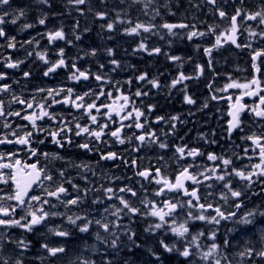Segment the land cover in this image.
Instances as JSON below:
<instances>
[{
	"label": "snow or ice",
	"instance_id": "6c2138e0",
	"mask_svg": "<svg viewBox=\"0 0 264 264\" xmlns=\"http://www.w3.org/2000/svg\"><path fill=\"white\" fill-rule=\"evenodd\" d=\"M104 2V0H102ZM125 0H121L124 3ZM37 3L51 7L50 0H37ZM69 5L76 6V10L83 14V10L79 7L88 3V0H67ZM156 0H131V4L142 5L141 11L145 16L151 15L152 19L160 15L158 7L152 8L151 13L149 8L154 5ZM203 3L212 5L213 15L219 18L221 23H212L207 25V29L201 31L195 24L189 25L186 23H168L164 22L160 25L154 23H144L137 21L134 23L132 19H123L127 14V10H119L116 14V19L112 22H107L101 25L107 31H115L116 24H127L128 27L123 29L124 34L130 36L141 37L140 42L135 51H145L149 55L160 54L161 48L154 47L149 49L147 45V36L144 34L160 35L157 29L167 30L164 35L175 37L180 35L176 29H188L186 33L189 41L194 38L212 37L213 42L211 46L205 47L204 52L211 57L213 50H219L226 44L234 45L236 48H252L251 42L238 43L239 34L241 33V26L243 25V32L247 33V38H251L254 42L264 41V0L256 7V10L249 11L244 7L245 0H239L240 7H235L232 14H229L223 7L219 6L217 0H203ZM233 5L236 0H232ZM10 4V0H0V9ZM166 6V5H165ZM199 7V5H196ZM25 15L23 10H19L18 14L8 10L0 11V39L6 41V46L9 49L15 50L17 43L23 48L26 44H34L35 38L27 41L17 42L15 36L7 34L5 28L6 24L15 25L18 20ZM97 18L101 20H108L106 12H97ZM11 17V19H9ZM47 16L44 15L39 18V25H45ZM249 21L255 23V27L248 24ZM201 23H207L201 21ZM32 24H24L21 31L32 28ZM79 27V23L75 25ZM259 29V30H257ZM87 31V29H85ZM49 44L56 41L66 40V34L61 27L55 31H48L43 34ZM164 35H160L163 39ZM258 38V40H257ZM76 40H80L81 36L76 35ZM111 39V37H109ZM71 43V41H68ZM38 48V42H35L33 51ZM33 51H28L27 55L31 56ZM109 56H114L113 49L106 50ZM37 58L44 64L48 65L43 72L45 77L54 74L60 68L67 69L69 67L64 58V49L58 50L59 59L50 61L47 58L46 51H35ZM89 55L95 56V49L91 50ZM167 55V54H166ZM261 57H264V48L253 49L251 53L252 68L255 74L250 80L244 82L233 80L228 77L229 82L221 88L213 89L212 84L208 85L210 91L227 93L230 89L242 90L239 95L233 99V95L217 96L212 95V100L229 101V110L227 111V139H233V133H239V139L242 145H234L235 148H242L243 155L240 152L233 151L232 155L224 153L217 154L215 152L204 153L200 148L189 147L188 145L174 146V161L177 165L174 175H170L167 171L169 164L163 155L157 157V161H164L159 167L153 165L151 168H143L135 171V175L141 177L149 184H155L157 187L153 191L154 197L161 199H149L147 196L139 200V205H134L127 197H137V190L128 185L124 186H107L100 184L97 186L88 187L81 186L74 183L73 178L67 175V168H55L50 166L55 161H65V157L60 155L59 151L50 152L43 151L39 146L44 145L49 141L56 146L57 149L63 150L66 147L71 148L74 144L73 135L75 137L84 136V142L76 143L75 147L87 153L94 151L100 152L97 145L108 141L104 140L105 136L112 138L113 143L124 145L126 142L132 144L133 139L136 143L132 147L133 152H140L144 148L156 146L161 150H167L169 145L166 140H161L154 131H144L147 118L144 111L137 108L134 103L130 102L127 95H121L112 100L111 104L97 105L96 100L99 97L107 95L112 97V93H105L100 85L98 92L89 90L83 94H76L72 88H40L37 92H45L46 96L42 102L34 103L35 96L32 101L22 98L12 90V85L8 83L0 84V96L4 93H9L11 99L7 102V110L4 99H0V145L8 146L15 145L16 149L7 152L0 151V264H24L23 254L31 248V241L23 237H18L12 230L19 229L24 233H34L41 226L47 229L56 237L67 238L71 232L63 229L62 226H50V221L56 218L65 219L70 225L75 226L80 233H89L91 229L95 228V239L106 248H111L118 251L120 247V235L117 229L122 227L120 221L124 216L129 218L133 216L152 217L156 222L149 224L145 231L155 234L156 231L163 230L164 234H171L176 238L174 243H166L163 239L159 240V245L164 252L175 254L182 257L185 264H233L229 259L227 250L231 245L228 239V234L221 243L217 242L218 228L209 230L207 239L211 241L210 244L204 246L200 243V238L205 237L204 231H197L192 233L191 226L199 221L209 225H220L222 221H231L234 225L240 228L247 229L249 226L255 227L257 218H264V210L259 207L250 209L247 213L237 216V211L222 210V205L214 202H207L210 198L217 197L224 201L225 205L229 200L234 203L231 205L236 210L243 206L242 197L246 196L252 185H257L260 188L259 192L253 191L251 194L261 196L264 194V86H262L259 73L261 67L257 63ZM168 59L174 63L182 66L183 58L181 56L168 55ZM0 63L4 64L7 69H18L24 63L23 60H12L11 56L4 57ZM114 65L113 70L118 68L119 61L112 59L110 61ZM264 64V61H260ZM209 66H211V59H209ZM72 72L69 79L79 83L81 81H88L90 78L95 79L101 84L110 83L104 76L100 74L91 73L88 69H80L76 63L70 65ZM103 68V65L100 66ZM197 76L185 75L179 72L178 75L172 79L167 87L171 90L178 85H183L180 91L184 92V102L188 105H194L196 101L187 93L186 81L191 79H199L203 74V67L197 65ZM23 76L27 79L30 76L29 72H24ZM8 79L7 73L0 72V81ZM138 81H145L153 88L159 89L162 87L158 79H148L147 74H141L137 77ZM19 83V81H14ZM130 84L131 81H128ZM148 93L137 90L134 95L140 97ZM247 96L253 99V103L246 104L243 102L244 97ZM60 97V99H57ZM91 98V102H89ZM117 100L122 103H117ZM22 105L20 110L12 109V104ZM131 108L129 110V105ZM56 104H63L76 109L81 112V116H86L90 123H79V117L76 122L57 120V114L49 111L51 107ZM153 106H149L150 110ZM205 103L202 108H207ZM101 109H108L105 113L109 122L101 123L98 120L96 113H100ZM32 110V111H29ZM82 110V111H81ZM247 113L250 120H244L243 115ZM113 116L118 117V120H113ZM8 117H19L20 120L27 121V124H17L13 128V122H9ZM141 117H145V123H141ZM47 118L56 124L53 129L50 125L45 126L38 122L44 121ZM131 120V123L125 124L124 121ZM164 120V117H157L156 122ZM179 116H172L167 123L171 124V128L175 131L176 121H179ZM183 123V121H181ZM110 124L118 125L111 128ZM96 125L97 127H93ZM137 129L140 134L133 132L131 135H124V129ZM10 130V131H9ZM42 137V138H41ZM207 141L206 137H202ZM210 143L215 144L212 140ZM234 143V142H233ZM21 153H25L27 159L21 157ZM251 153V154H250ZM33 158H35L33 160ZM198 158L206 159L211 162V165L201 164ZM236 161H257L255 163H244L237 166ZM28 160H33L28 163ZM100 160L104 161H122L126 166L132 168H139L137 159H132L131 164L124 157L120 156L115 151L100 152ZM43 161V163H42ZM185 161L186 163H181ZM71 167L80 169L81 172H92L95 176L96 172L92 166L87 163L72 164L67 162ZM118 166V165H117ZM195 169V171L193 170ZM108 179V177H104ZM81 179L87 181L86 176H81ZM112 180H119L121 177H111ZM239 180L243 182L239 189L233 187V181ZM212 182V183H210ZM90 184V181H87ZM200 185H204L205 191L201 194ZM71 189V191H70ZM141 189L144 185L141 184ZM218 189V191H217ZM90 192H102V196L93 197L92 205L102 207L92 209L91 211L85 209L83 213L77 211L88 200ZM124 193L125 195H120ZM188 197V199H184ZM202 200L206 202H202ZM105 201H113L111 204H106ZM118 201L119 206L115 203ZM63 207L64 211L58 209ZM209 210L213 214H208ZM71 211V214H69ZM100 215H95L96 212ZM123 214V215H122ZM109 216L116 217L115 220H110ZM82 222V223H81ZM240 228L233 227L228 229V233L239 231ZM102 233L107 234L101 235ZM128 240L135 244V233L128 229L125 233ZM37 235H45V233H37ZM247 235V232H244ZM180 244L178 247L177 244ZM259 244L257 248L251 240L245 242L244 248L236 253L238 257V264H264V229L259 233ZM136 247L140 245L136 244ZM40 247L46 252V256L42 259H61L65 254L66 248L63 245L51 246L48 243H41ZM85 250H91L97 253L99 250L95 245L85 247ZM150 254L154 258L156 264H163L161 255L149 249ZM108 257L107 251L100 253L99 264H114V261ZM73 264H97L96 260L86 258L83 255L78 256Z\"/></svg>",
	"mask_w": 264,
	"mask_h": 264
},
{
	"label": "flooded vegetation",
	"instance_id": "af4514ba",
	"mask_svg": "<svg viewBox=\"0 0 264 264\" xmlns=\"http://www.w3.org/2000/svg\"><path fill=\"white\" fill-rule=\"evenodd\" d=\"M170 2L171 0H166ZM180 3L179 12H174L176 17H180L181 21L178 23H186L189 25L195 24L197 28L201 31L207 29L208 24L212 23H221L223 26V22L219 21V18L213 15L212 5H208L203 3V0H190L188 5V0H177ZM219 6L223 7L229 14H232L235 10V7H240L239 0H236V4L233 5L232 0H217ZM261 3V0H245L244 7H246L249 11L256 10V7ZM196 5L199 7L196 8ZM196 8V10H195ZM104 11V10H103ZM106 12V11H104ZM137 11L130 10L127 12L126 19L133 16H137ZM107 13V12H106ZM167 13H164L162 16L165 17ZM170 14V13H169ZM123 18V17H122ZM124 19V18H123ZM131 19V18H130ZM102 21V20H101ZM103 20L100 23L99 28L102 29L101 25L106 24ZM201 21H206L207 23H201ZM164 22H158L157 25H160ZM168 23H172L168 20ZM249 25L255 27V23L252 21L248 22ZM128 27L127 24H122V30ZM106 29H102L100 31L101 38L97 39V41H101L104 38V32ZM180 30V35L175 37H169L164 35L167 30L157 29L160 35H164V38L161 39L160 35H151L145 34L147 36V45L149 49L154 47H160V54L149 55L145 51H135L137 48L141 37L136 36L135 39L129 36L128 38H123V33L116 37L115 40H108L109 43L113 44L115 42H119L120 46L118 48L114 47L115 50L119 52L121 55L126 54V56H121L119 61V68L116 69V73L109 71L111 74L106 72L107 69H101V65L103 68H106L107 61L106 57H104L98 64H90V61H85L84 66L82 63L78 65L80 69L85 67L90 70L91 73L100 74L104 76L103 72L105 71V78L110 83L101 84V82L96 81L93 78H90L88 81H81L76 83L69 79V76L72 72L70 65L71 61L68 59L72 54L70 51L67 56L64 55L69 67L67 69L60 68L56 73L50 74L48 77L43 75V72L47 69L48 65L44 64L40 61L37 56H26L23 52L21 53V60H26L19 66L18 69H7L4 67L3 63H0V72L7 73L8 79L5 81H0V84L8 83L12 85V90L17 94L21 95L22 98L32 101L33 96H35L34 103L38 104L43 101V98L46 96L45 92H37V89L44 87L50 88H72L74 93L83 94L92 90L94 93L98 92L100 88H103L105 93L111 92L112 97L109 98L107 95L99 97L96 100L97 105L101 104H111L112 100L119 97L122 94L129 96L130 102L134 103L135 106L145 113V117L147 118V122L145 125L144 131H154L157 136L160 137L161 140H166L169 148L167 150H161L156 146H152L149 148H144L140 152H133L131 149L135 145L136 141L133 139L132 144H128L127 142L124 145H120L118 143H113L112 138L105 136L103 139L107 140V144H99L97 147L100 149V152H108L115 151L120 156L124 157L131 164L132 159H137V163L139 168H132L126 166L122 161H104L100 160V152H92L87 153L81 149L75 147L76 143L84 142V136L75 137L73 135L74 144L71 148H65L63 150L57 149L55 145H53L49 141L44 145H40L39 147L43 151L55 152L59 151L60 155L65 157V161H55L52 162L50 166L55 168H67V175H70L73 178L74 183L81 185L82 187L87 185L88 187L99 186L100 184H104L107 186H124L128 185L137 190V197L128 196L127 198L136 206L139 205V200L147 196L149 199L159 200L161 198L154 197L152 195L153 191L156 189L155 184H149L147 181H144L141 177L135 175V171L143 169V168H151L153 165L159 167L160 164L164 163V161H157V157L163 155L165 160L168 161L169 167L167 169L170 175L175 174V170L177 165L174 161V146L178 145H188L189 147L200 148L204 153L215 152L217 154L224 153L226 155L231 156L233 151L240 152L243 155L242 148H235L234 145H242L245 142H242L239 139V133H233V139L230 141L227 139V133L225 131L227 127V120L229 117L227 116V111L229 110V101L226 99L223 100H212V95L217 96H227L229 94L233 95V99H235L236 95H239L242 90L240 89H230L227 93L214 92L210 91L208 88L209 84H212L213 89L221 88L226 83L229 82L228 77L230 76L233 80H238L244 82L245 80H250L252 76L255 74L254 69L252 68V59L251 53L253 49L264 48V41L257 42V46L255 43H252V48H236L234 45L226 44L221 47L219 50H213L211 57L205 54L204 48L211 46L213 42L212 37H204L189 41L187 39L186 33L188 29H178ZM259 30V29H257ZM241 33L239 34L238 43L251 42L253 41L251 38H247V33L243 32V25L241 26ZM111 34H116V32H112ZM258 40V38H257ZM131 41V42H129ZM36 51H42V46L40 45ZM17 53L12 55V59L16 57ZM167 54V55H166ZM7 52L2 55V58L9 56ZM168 55L181 56L183 58L182 66H179L178 63H174L168 59ZM209 59H211V66H209ZM260 61H264V57H261L257 63L261 67V72L258 74L262 86H264V64H260ZM197 65H201L204 69L203 74L199 76V79H191L186 81L187 93L196 101L194 105H188L184 102V92L180 91V88L183 85H178L176 88L169 89L167 85H169L179 72H183L185 75L197 76ZM84 70V69H82ZM24 72H29L30 76L25 79L23 76ZM141 74H147L148 79H158L161 88L156 89L153 88L150 84L145 81H138L137 77ZM14 81H19L20 83H15ZM34 81V82H33ZM128 81H131L129 84ZM28 83H35V86L28 85ZM100 85V88L97 86ZM137 90H141L142 92L148 93L147 95H142L140 97H136L134 93ZM39 93V94H38ZM264 95V93H261ZM0 99L5 100L6 110H7V102L11 99L9 93H4L3 96H0ZM60 99V97H57ZM89 102H91V98H89ZM246 104L253 103V99L247 96L244 97L243 100ZM117 103H122V101L117 100ZM131 103L129 105V110L131 108ZM207 103V108H202V106ZM149 106H153L150 110ZM12 109L20 110L23 108L22 105L12 104ZM32 111V110H29ZM52 113L57 114V120L63 121H72L73 128L74 123L76 122V118L79 117V123L86 124L90 123L86 116L82 117L81 112H77L75 108L70 106H65L63 104H56L49 109ZM82 111V110H81ZM108 109H101L100 113H96L94 110V114L97 115L98 120L101 123L109 122L105 113ZM172 116H179L180 120L176 121L175 131L172 130L171 124L167 123V121ZM145 117H141V123H145ZM157 117H164V120L159 123L156 122ZM3 119V118H0ZM9 122L13 123V128L16 127L17 124H27V121L20 120L19 117H8ZM118 117L113 116V120H118ZM244 120H250L251 118L247 113L243 115ZM183 121V123L181 122ZM131 120L124 121L125 124L131 123ZM42 125L48 126L50 125L53 129L56 128V124L52 121H49L45 118L44 121L38 122ZM118 125L110 124L111 128H115ZM93 127H97L93 125ZM0 131H4L0 129ZM10 131V130H9ZM133 132L136 134H140V130L137 129H124V135H131ZM202 137H206L209 143L205 142V139ZM42 138V137H41ZM215 140L216 143L212 144L210 141ZM234 142V143H233ZM15 145L3 146L0 145V151L7 152L12 149H16ZM251 154V153H250ZM21 157L23 159H27L25 153H21ZM35 158H33L34 160ZM33 160H28V163H32ZM201 164L211 165V162L206 161V159L198 158ZM70 161L72 164L79 163H87L92 166V169L96 172V175L93 176L92 172L83 173L80 169L75 167H71L67 162ZM234 162L237 166L242 165L244 163H255L257 161L253 160L249 161H236L234 158ZM43 163V161H42ZM181 163H186L185 161H181ZM118 165V166H117ZM195 171V169H193ZM81 176H86L87 181L91 183L88 184L86 180L81 179ZM108 177V179L104 178ZM111 177H121L119 180H112ZM212 183V182H210ZM141 184L144 185V189H141ZM243 182L239 180L233 181V187L239 189ZM201 189V194L205 191L204 185L199 186ZM71 191V189H70ZM218 191V189H217ZM253 191L259 192L260 188L257 185H252V188L249 189L246 193L245 197H242L244 203L243 206L236 210L231 205L234 203L232 200L228 201V204L225 205L224 201L219 200L218 196L214 198H210L207 202H214L215 204L222 205V210L225 211H237V216L239 217L241 214L247 213L250 209H255L259 207L261 210H264V194L261 196H255L251 193ZM120 195H125L124 193H120ZM102 196V192H90L88 200L85 202L83 206L77 211L83 213L85 209L91 211L95 208H100L101 206L92 205L91 200L93 197ZM184 199H188V197H184ZM202 202H206L202 200ZM106 204H111L113 201H105ZM117 206H119L118 201L115 202ZM63 212L64 208L61 207L58 209ZM71 214V211H69ZM208 214H213L209 210ZM95 215L99 216L100 212H96ZM123 215V214H122ZM110 220H115L116 217L109 216ZM156 222L152 217H143V216H133L129 218L128 216H124L120 221L122 227L117 229L118 235H120V247L118 251H114L111 248H106L105 244L100 243L95 239V231L93 228L89 233H80L78 229L70 225L66 222L65 219L56 218L50 221V226H62L63 229H67L71 232V235L67 238L59 237V241L56 242V236L47 233V229L42 226L36 230L34 233H24L19 229H13L12 231L18 236L23 237L28 241H31V248H33V244L35 239H39V242H51V243H59L62 240L61 244H66V252L64 256L72 258L73 255L78 252H83V254H88L89 250H85V247H90L95 245V247L99 250L97 253H93L91 251L92 257L95 259H100V253H104L107 251L108 257L114 261V264L118 263L119 258L122 257L124 249L127 251L134 250V243L128 240L127 235L124 233L131 229L133 232V227L141 226H149ZM82 223V222H81ZM204 222H195L191 227H199L203 225ZM256 224H259L262 229H264V218H257ZM209 225V224H208ZM228 225L229 227H239L238 225H234L231 221H222L220 225ZM216 226V225H211ZM216 226V227H218ZM45 233V235H37V233ZM159 233H162L159 230ZM101 235H107L101 232ZM259 237V233H257ZM60 244V245H61ZM30 248V249H31ZM176 258V257H175ZM178 259V258H177Z\"/></svg>",
	"mask_w": 264,
	"mask_h": 264
},
{
	"label": "rangeland",
	"instance_id": "374dc122",
	"mask_svg": "<svg viewBox=\"0 0 264 264\" xmlns=\"http://www.w3.org/2000/svg\"><path fill=\"white\" fill-rule=\"evenodd\" d=\"M168 5H169V2L166 1V0H156V3L154 5H152L151 7L152 8L158 7L159 10H160V14H161L163 11H165L167 9ZM196 8H197V6H196ZM196 8H195V10H196ZM7 9H8V7H7ZM16 10L12 9V10H10V12L17 13ZM20 10H23L24 11V9H20ZM0 11H3V10L0 9ZM75 16L77 18L80 17L81 18V21L83 22V24H81V26H80L81 29H80V31L77 34H75L76 33V30H72V32L69 31V34H67V36H66V40L67 41H71V43L68 44V45H70V47H71L70 48V51H71V54L72 55L68 59L71 61V63L75 62L76 65H77V67H78V65L80 63H82V65H83L85 61H90V64H98V62H100V60H102L104 57H106V61H107V64L108 65L106 66V68H101V69H104V70L107 69V71H108V72H106L107 75L108 74H111L109 71H111L113 73H116V69L117 68H115V70H113L114 65H112L110 63V61L112 59H115L117 61H120V58H121L122 55H117V52L114 51L115 50L114 47L118 46V44H117L118 42H115V43L111 44L108 41L109 40V37H111L110 40H115L116 39L117 36L115 34H111L114 31H111V32H109L107 30L103 31L104 32V38H106V39H101V41L99 42V41H97V39H100L101 38L100 33L94 34L92 37L86 36L87 34L92 33L90 31V26L87 25V18H90V14L87 12L86 15H85V14H79L77 12L75 14ZM23 17H24V19L27 18V16H25V15ZM128 17L131 18L134 23L137 21V19H139V21L144 22V23H153V22H151L152 18L150 16H145L144 14H142L140 17H137V16H133V17L128 16ZM58 20H59V23H58L59 26H62V27L65 26V22H64L65 19L63 18V13H62V17L59 18ZM104 22L107 23V22H109V20H107V21L105 20ZM18 23H19V21L15 25H11L10 24V26L16 27V26H18ZM56 27L57 26H54V28H52V29L54 31L55 30H58V27L57 28ZM115 27H116V30L121 31V32L118 33L119 35L121 33H123V36H122L123 38H128L130 36V35L124 34V32L122 30V24L117 23ZM74 28H75V26L74 27L72 26V29H74ZM85 29H87V31H85ZM24 35H28V34H25L24 33ZM76 35H80L81 36V39L80 40H76L75 39V36ZM39 42L40 43L41 42H46L47 43L44 46V51H47V48L50 45L49 44V41L47 40V38L44 36ZM61 42H64V44H67L68 43L65 40L64 41H61ZM129 42H131V41H129ZM251 43H255V46H257V44H256L257 42L251 41ZM18 45H17V47H16L15 50L9 49L8 54H10L11 57H12V55L14 53H17L16 54L17 56L14 57V59H12V60H17V59H20L21 60L22 59L21 58V53H19L20 51L18 50ZM109 48L113 49V51L115 53L114 56H109L107 54V51L106 50L109 49ZM63 49H64V55L66 53L68 54L70 52V51H68L69 49H66V48H63ZM93 49H95V51H96V55L95 56H92V55L87 54V53H90V51L93 50ZM28 51H33V48H30ZM28 51L26 52V56H27ZM25 61L26 60H24V62ZM82 69H86V68L85 67H82ZM28 85L35 86V83H28ZM43 88L44 89H48L50 87H44L43 86ZM39 93H41V92H39ZM261 229H262V227L259 224H256L255 227L249 226L247 229L242 228L239 231H236V232H233V233L230 234V236L228 237V239L231 241V245H230L229 249L227 250V252L229 254V259L233 261V264H238V257L236 256V253L239 252V251H241L244 248V245L242 244L243 243V240H244V243L247 240H251L253 242V244H255V245H257V243L259 244V241H257L258 238H259L257 236V233H260V230ZM243 231L244 232H247V235L242 234L241 236H237V234L239 232H243ZM231 236L234 237V239L231 238ZM241 237H243V238L245 237V238L242 240V239H240ZM202 238L203 237L200 238V242L202 243V245L207 246L208 244L211 243L210 240L207 239L206 241H203ZM58 241H59V237L57 238L56 242H58ZM61 241L62 240H60V244L62 243ZM55 244H56L55 246L60 245L59 243H55ZM61 245L66 246L65 244H61ZM75 255L76 256H81V255H83V252H80V253L76 252ZM56 261H57L58 264H61V262H68L69 264H73V261L72 260L71 261H67V260H65L64 257H61V259H56Z\"/></svg>",
	"mask_w": 264,
	"mask_h": 264
},
{
	"label": "trees",
	"instance_id": "16d2710c",
	"mask_svg": "<svg viewBox=\"0 0 264 264\" xmlns=\"http://www.w3.org/2000/svg\"><path fill=\"white\" fill-rule=\"evenodd\" d=\"M50 4L51 7H47L43 4H39L37 3V0H10V4L8 6H5L4 10H16L18 13V10L20 9H24V12L26 13L25 16H27L26 19H24V17H21L18 21V27H19V31H21V27L24 24H32L33 27L32 28H28L23 30L26 34H30V33H36L38 31H44L45 33L48 31H54L52 28H54V26H57L58 29H60L62 26H59V18L62 17V12H64V17L67 18L68 20L67 23L65 24V26H63V30L65 33H69L70 29L73 25V21L71 20V18H74V14H76L77 11L76 10V6L74 7V5H69L67 3V0H50ZM91 4V8L89 9V12L91 14H94L93 12L98 8V10H100L99 12H103V10H105L106 12H108L110 15L109 18H111V21H113L114 19H116V14L117 11L119 10H124V7H130L131 5H128V0H125L124 3H121V0H108V2H102V0H88V5ZM8 7V9H7ZM135 9L139 10L142 8L141 5H136L134 6ZM83 10V8H81ZM46 15L47 16V20H46V24L45 25H39L38 20L39 18H41L42 16ZM113 16V17H111ZM64 18V19H65ZM9 19H11V17H9ZM91 24H96L95 26L97 27V23H100L101 20L97 19L96 14L94 15V17L92 19H90L88 21ZM69 23H70V28H69ZM9 28H11L10 24L6 25ZM56 27V28H57ZM15 28V27H14ZM16 29V28H15ZM104 29V28H102ZM102 29L99 28L98 33H100V31H102ZM17 30V29H16ZM96 30H94L93 32L96 33ZM118 30H115V32H117ZM22 32V31H21ZM67 33V34H68ZM118 33H116L117 36ZM134 228V227H133ZM147 227L140 226L138 228L135 229L134 233L135 235H137L138 237V245H140V247H138L135 250V253L132 255L134 256V264H136L138 262V264H152L151 258L152 255L149 252V249L151 248V245L149 244L150 242V235L147 234L148 231H145ZM221 240L219 241V243L222 242L223 240V235L221 236ZM158 248V247H157ZM139 250V251H138ZM154 252H156L157 254L161 255V258L163 260L164 264H173L174 263V258L170 257V256H166L164 257L165 253L163 251H160L159 248L158 250L154 249ZM169 257V258H168ZM124 260H126V257L124 256ZM118 264H123L118 263Z\"/></svg>",
	"mask_w": 264,
	"mask_h": 264
}]
</instances>
